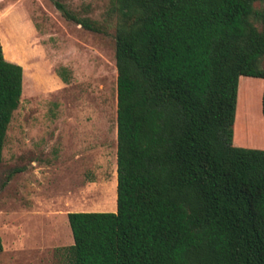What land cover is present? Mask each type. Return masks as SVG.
Here are the masks:
<instances>
[{"label":"trees","instance_id":"1","mask_svg":"<svg viewBox=\"0 0 264 264\" xmlns=\"http://www.w3.org/2000/svg\"><path fill=\"white\" fill-rule=\"evenodd\" d=\"M114 8L116 209L67 213V264H264V149L233 144L239 77L264 79V0ZM22 89L0 44V163ZM259 89L240 88L252 119Z\"/></svg>","mask_w":264,"mask_h":264},{"label":"rangeland","instance_id":"2","mask_svg":"<svg viewBox=\"0 0 264 264\" xmlns=\"http://www.w3.org/2000/svg\"><path fill=\"white\" fill-rule=\"evenodd\" d=\"M56 1L99 31L66 18ZM115 23L114 0H0L4 57L23 68L0 163V264H67L63 226L72 238L71 228L50 209H115ZM244 114L249 130L237 135ZM250 115L241 94L233 144L261 148L251 136L264 126L259 103Z\"/></svg>","mask_w":264,"mask_h":264},{"label":"crops","instance_id":"3","mask_svg":"<svg viewBox=\"0 0 264 264\" xmlns=\"http://www.w3.org/2000/svg\"><path fill=\"white\" fill-rule=\"evenodd\" d=\"M243 76L244 75H241L239 77V83H238V93H237V103L236 105L238 106V98H239V95H240V88H241V79H243ZM245 83H249V84H254L256 86H259L260 89H259V93H258V100H259V112L261 114V116H263L262 114V94H263V90H264V79L263 78H258V77H251L249 76V78H247V80H245ZM264 117V116H263ZM235 121H236V112H235ZM235 123V122H234ZM236 126V124H235ZM235 136V135H234ZM251 136H257V138L259 140H261V142H259L258 144L260 143H264V126L263 124H261L260 127L258 128H255L253 131H252V134ZM239 142H246L245 140L244 141H239ZM252 143H255L254 141H250ZM238 145H242L243 143H236ZM257 144V143H256ZM255 146V145H253ZM259 147H261V149H264V144L262 145H257ZM36 206H38V204H35ZM115 209H116V203H115ZM115 209L113 211H115ZM70 211H86V210H73V209H69L67 208V206H65V209L62 210V209H50V211L48 212V215H50V217H52L53 219L58 216V215H65V217L67 218V213L70 212ZM55 215V216H54ZM51 218V219H52ZM68 219V218H67ZM51 229H54V230H59V234L61 233L60 232V228L57 229V227L55 225H52ZM63 231L67 234V239L69 240L68 241V246L71 245L74 240H73V236L71 238V234L68 230V228H66L65 226H63ZM72 233V232H71Z\"/></svg>","mask_w":264,"mask_h":264}]
</instances>
